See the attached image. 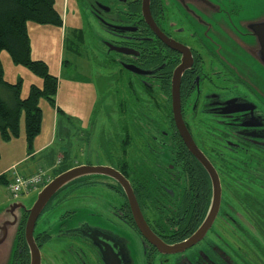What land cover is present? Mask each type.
I'll return each mask as SVG.
<instances>
[{
	"label": "flooded vegetation",
	"instance_id": "1",
	"mask_svg": "<svg viewBox=\"0 0 264 264\" xmlns=\"http://www.w3.org/2000/svg\"><path fill=\"white\" fill-rule=\"evenodd\" d=\"M85 4L95 24L92 31L104 47L102 58L122 96L119 157L108 167L129 182L149 228L165 243L177 244L182 241L180 227H188L206 209L205 185L196 171L205 167L185 143L175 118L174 79L181 67L180 114L219 175L221 203L201 241L181 253L166 254L143 234L128 193L117 179L82 177L39 216L34 237L40 251L59 238L70 241L63 242L53 264H105L102 256L109 247L121 264H137L138 259L140 264H251L253 226L233 205L224 203L223 170L229 169L230 180L240 184L237 172L243 174L241 169L251 170L264 160V62L255 49V28L264 23V7L258 4L264 1L85 0ZM209 178L211 201L198 227L212 202ZM100 185L118 195L112 213L133 231L134 247L129 238L111 229L89 222L69 226L66 219L76 217L73 211L59 215L56 228L37 231L47 212H58L83 187ZM244 234L247 258L237 250ZM26 247L28 258L20 249L10 264H31Z\"/></svg>",
	"mask_w": 264,
	"mask_h": 264
},
{
	"label": "rangeland",
	"instance_id": "2",
	"mask_svg": "<svg viewBox=\"0 0 264 264\" xmlns=\"http://www.w3.org/2000/svg\"><path fill=\"white\" fill-rule=\"evenodd\" d=\"M258 6L264 7V4ZM55 8L63 16L62 26L41 25L33 21H29L27 26L32 59L44 61L49 72L58 78L56 106L45 98L40 99L41 131L31 144L27 140L24 116L18 137L5 141L0 134V175H4L6 180H11L15 172L21 175L27 173V167L41 159V164L53 178L58 171H66L73 164L115 165L119 157L121 90L102 58L104 47L92 31L95 24L88 17L85 0H55ZM0 62L3 80L10 84L20 82L21 98L28 97L33 84L42 86V79L29 68L15 64L6 50L0 52ZM0 97L6 100L11 97V92L1 82ZM46 144L48 148L45 152L38 156L33 154L37 147ZM25 156L29 157L7 170L12 163ZM8 193L7 184L0 181V220L6 218L3 213L6 208L10 209L12 203L23 202L30 206L38 194L34 192L13 199ZM70 196L68 194L66 197ZM118 199L117 194L102 185L83 187L77 197L69 198L58 212H47V216L39 221L37 231L47 226L56 228L59 225L58 216L73 211L76 217L66 219L69 226L76 222H89L111 229L129 238L130 247H134L133 231L125 228L112 213ZM16 214L19 216V223L15 226L18 231L24 209H18ZM66 241L70 239L57 238L43 246L41 253L44 264L57 261L58 249ZM0 261V264L11 263L10 257L5 256ZM137 264H140L139 259Z\"/></svg>",
	"mask_w": 264,
	"mask_h": 264
},
{
	"label": "trees",
	"instance_id": "3",
	"mask_svg": "<svg viewBox=\"0 0 264 264\" xmlns=\"http://www.w3.org/2000/svg\"><path fill=\"white\" fill-rule=\"evenodd\" d=\"M29 21L41 25L62 26L63 16L56 10L55 0H0V52L6 50L15 64L29 68L43 81L41 87L33 84L28 97L21 98L20 82L17 84H10L4 81L0 62V82L11 92V97L7 100L0 97V134L5 141L18 137L20 134L21 118L24 116L27 129V140L31 144L41 131L42 110L39 106V101L41 98H45L52 105L56 106L55 97L58 90V78L49 72V67L44 61L32 59L31 41L27 26ZM263 161L264 160L259 161L258 166L251 170L247 168L241 169L243 174L237 172V177L242 180L240 184H234L232 180H230L229 176H231V174H227V172L230 171L229 169L223 170L226 172L225 175L227 176L226 182H224V203L228 206L233 205L253 226V230L249 233L253 238L252 259L248 257L251 264H264ZM198 168L196 170L198 172L197 177L199 181L203 182L205 185L203 189V192H205L203 206H206V209L199 215L195 222L187 223V225H189L188 227H180L178 234H181L179 240L182 241L188 239L197 231L211 201V184L208 172L202 167ZM63 171L64 170L58 171L55 176ZM249 171H251V175L248 174ZM87 177L88 176L85 178ZM0 181L8 185L4 175H0ZM71 183L56 193L45 206L44 210H46L53 201L57 200L61 192L69 187ZM251 193L252 195H250ZM26 218L27 213L24 214L14 255L16 256L18 250L22 249V256L27 259V243L25 242L26 239L24 235ZM167 233L170 234L169 232ZM242 238L243 240L240 239L238 242L237 250L241 257L247 258L249 254L245 252L247 247L245 234Z\"/></svg>",
	"mask_w": 264,
	"mask_h": 264
},
{
	"label": "water",
	"instance_id": "4",
	"mask_svg": "<svg viewBox=\"0 0 264 264\" xmlns=\"http://www.w3.org/2000/svg\"><path fill=\"white\" fill-rule=\"evenodd\" d=\"M148 3L149 0H146ZM146 8H148V4H146ZM255 33L257 35V47L255 49L258 50L259 58L263 59L264 62V23L258 25L255 28ZM167 44L169 41L164 40ZM250 48V46H249ZM183 68H179L175 72L174 79V104H175V118L179 127V130L182 133V136L185 140V143L190 148V150L197 156V158L202 162L205 169L208 171L212 182H213V197L209 212L203 222V224L198 228V230L188 239L177 243V244H167L163 240H161L157 235H155L152 230L149 228L147 223L145 222L143 215L139 209L133 191L129 185V182L125 179L123 175L116 169L108 166H93V165H79L72 167L66 171L55 176L49 183H47L37 194V198L30 206H26L23 202H14L9 207L10 211L6 208L3 215L6 217L5 219L0 220V258L5 256V258L12 259L16 246L17 239L19 236V231L21 228V224L23 222L24 215L21 219L20 226L18 231L15 229V226L19 223V216L16 214L18 209H24V214L27 213V218L24 226V235L27 242V245L30 249V257L31 264H41V251L36 243L34 237V231L36 227L37 220L44 210L45 206L48 204L50 199L58 193L62 188L70 184L71 182L90 175H108L115 179H117L126 189L134 215L136 220L143 232V234L149 238V240L163 253L166 254H176L181 253L199 241H201L206 235L208 229L211 227L220 207L221 197H222V187L219 175L213 165L209 162L206 156L199 150L193 141L191 135L189 134L183 119L180 114L179 109V82L180 76L182 74ZM11 217H9V215ZM14 214V215H13ZM14 216V217H13ZM12 222V224H8V222ZM9 225V226H8ZM16 233V234H15ZM109 252V253H108ZM103 254V259L105 264H121L118 256L111 250L109 247V251ZM1 263V261H0Z\"/></svg>",
	"mask_w": 264,
	"mask_h": 264
},
{
	"label": "built area",
	"instance_id": "5",
	"mask_svg": "<svg viewBox=\"0 0 264 264\" xmlns=\"http://www.w3.org/2000/svg\"><path fill=\"white\" fill-rule=\"evenodd\" d=\"M50 181V177L46 170L39 169L31 176H23L17 172L8 186V192L13 199H17L23 195H29L39 190L40 187Z\"/></svg>",
	"mask_w": 264,
	"mask_h": 264
},
{
	"label": "crops",
	"instance_id": "6",
	"mask_svg": "<svg viewBox=\"0 0 264 264\" xmlns=\"http://www.w3.org/2000/svg\"><path fill=\"white\" fill-rule=\"evenodd\" d=\"M46 146H47V144L46 145H42V146H39V147H37L35 150H34V152H33V154L36 156H38V155H40V154H42L43 152H45L46 150H47V148H46ZM29 156H25L24 158H22L21 160H19V161H17V162H14V163H12L8 168H7V170L8 169H11L13 166H15L18 162H20V161H23V160H25V159H27ZM42 160V159H41ZM41 160H39L37 163H35L33 166H29V167H27V173H23L22 175H24V176H30V175H33V174H35L39 169H45V170H47L48 171V169H46L45 167H44V165L43 164H41ZM75 166H77L76 164H73V165H70V167L72 168V167H75ZM55 168V166L52 168V169H54ZM50 170V169H49ZM1 174V173H0ZM21 174V173H20ZM50 174V173H49ZM12 177H13V175H12ZM12 180V179H11ZM10 179L9 180H7V182L9 183L10 181H11ZM8 189V188H7ZM9 194V193H8ZM33 194V193H32ZM31 195V194H30ZM10 196V195H9ZM11 197V196H10Z\"/></svg>",
	"mask_w": 264,
	"mask_h": 264
}]
</instances>
